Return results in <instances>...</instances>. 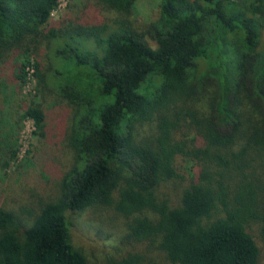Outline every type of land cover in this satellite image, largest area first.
Segmentation results:
<instances>
[{
  "label": "trees",
  "instance_id": "trees-1",
  "mask_svg": "<svg viewBox=\"0 0 264 264\" xmlns=\"http://www.w3.org/2000/svg\"><path fill=\"white\" fill-rule=\"evenodd\" d=\"M59 1L0 0V75L12 64L21 88L33 59L37 94L72 111L73 152L37 209L22 187H0V264H88L68 213L96 207L130 218L125 242L153 251L113 264H261L264 0H160L154 47L128 20L136 0H97L120 15L111 25L53 21ZM3 107L2 172L16 159V125L32 120L40 138L47 125L38 102L15 122ZM166 183L173 196L159 194Z\"/></svg>",
  "mask_w": 264,
  "mask_h": 264
},
{
  "label": "rangeland",
  "instance_id": "rangeland-1",
  "mask_svg": "<svg viewBox=\"0 0 264 264\" xmlns=\"http://www.w3.org/2000/svg\"><path fill=\"white\" fill-rule=\"evenodd\" d=\"M159 3L160 0H136L133 13L128 18L133 29L153 47L155 44L150 38V29L159 19ZM119 18L120 15L107 10L97 0H60L57 9L52 13L53 21L64 19L66 23L74 25H111ZM261 41L263 48L264 36H261ZM30 63L32 65L33 59L30 60ZM2 68L0 97L4 92L7 93V97L0 105L4 106L1 110L3 116L10 122L19 120L31 101L41 104L46 113L47 125L43 138L36 134L38 133L37 129L30 119H22L21 128L16 125L17 128L14 130L16 159L8 170L0 171V187L4 189L6 186H11L14 190L22 187L24 192L19 193L22 201H29L31 208L37 209L41 202L56 197L60 177L72 162L73 152L66 144V134L71 125L72 111L65 103L60 102L56 94L51 91H46L43 96L37 94L35 73L33 76L26 75V81L20 88L14 77L15 67L5 62ZM155 126V122L151 124V128H155ZM143 130L139 127L138 133H143ZM7 131H9L8 128L4 132ZM181 165L183 171L193 174L192 162L183 161ZM168 184L161 186L160 195L173 196L174 190ZM146 215L154 218V215L149 212ZM68 219L71 242L85 255L88 264H113L127 250L153 253L152 250H147L143 244L125 242L124 238L130 218L116 215L110 207L70 212ZM249 231L262 243L259 225L253 224ZM262 248L261 264H264L263 243Z\"/></svg>",
  "mask_w": 264,
  "mask_h": 264
},
{
  "label": "built area",
  "instance_id": "built-area-1",
  "mask_svg": "<svg viewBox=\"0 0 264 264\" xmlns=\"http://www.w3.org/2000/svg\"><path fill=\"white\" fill-rule=\"evenodd\" d=\"M26 72H27V76L28 75L33 76L34 68H33V66L31 64L27 66Z\"/></svg>",
  "mask_w": 264,
  "mask_h": 264
}]
</instances>
